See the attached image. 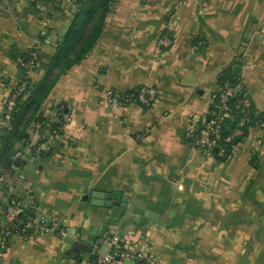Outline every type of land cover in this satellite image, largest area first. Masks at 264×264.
Here are the masks:
<instances>
[{
  "label": "crops",
  "instance_id": "obj_1",
  "mask_svg": "<svg viewBox=\"0 0 264 264\" xmlns=\"http://www.w3.org/2000/svg\"><path fill=\"white\" fill-rule=\"evenodd\" d=\"M74 1L0 0V135L9 93L23 78L13 52L36 53L35 85ZM234 67L264 114V0H117L93 50L57 79L43 124L32 123L14 146L12 157L42 167L37 177L6 168L0 177V213L21 198L35 222L68 237L11 238L0 264H86L96 249L114 251L115 239L121 252H146V264H264V129H249L224 161L188 138L213 104L220 73ZM138 90L142 97L126 99ZM35 148L47 154L35 157ZM94 192L120 194V205H93Z\"/></svg>",
  "mask_w": 264,
  "mask_h": 264
},
{
  "label": "trees",
  "instance_id": "obj_2",
  "mask_svg": "<svg viewBox=\"0 0 264 264\" xmlns=\"http://www.w3.org/2000/svg\"><path fill=\"white\" fill-rule=\"evenodd\" d=\"M116 1L117 0L74 1V10L72 12V20L68 31L57 42L56 48L45 68L42 78L35 85L31 84L27 74L28 70L25 68V66L33 60L32 54L34 51L30 50L19 52L15 50L13 52V57L17 62L20 59L23 61V65L19 63L23 78L19 83H17L15 88L25 84L26 89L23 94L17 97L15 107L12 111H10L9 120L1 130L0 177H2L3 172V160L8 156H13V149L16 143L28 140L29 135L27 130L32 123L40 122L43 124L41 109L54 88L59 76L71 69L74 65L81 63L97 44L104 31L106 17ZM37 63L38 58L34 60V66L32 69L36 68ZM226 85L233 88L235 90V94L229 99L233 119L226 120V128L223 132L224 138L227 136H232V138L230 142L222 144V147L225 150V156L219 157L217 154L215 155V158L221 161H224L231 154L233 148L243 141L249 129L257 126L258 121H264V114H258L251 103V106L248 109L249 122L242 128L241 135H234L235 128L237 127L240 119L243 117V109L239 106V102L247 98V96L245 88L241 85L240 78L233 74L232 68H228L220 73L218 77L219 90L215 93L214 101L208 111V114L212 115V113L217 111V106L220 102L219 97L221 92L224 91ZM140 94L141 90L130 91L127 93L126 99L136 100L139 98ZM61 126V124L52 125L50 130L51 132L57 131ZM199 127L200 125L197 127V131L199 130ZM37 151L38 150L35 148L32 150L31 154L35 155V157H42L44 154H47L45 151L36 153ZM13 201H19L25 204V200L21 198H10L3 214L0 213V237L2 235L6 209ZM32 212L33 208L26 204L24 212L18 216L17 225L20 228H23L29 220H34ZM32 231L33 230H30V232ZM122 250V243H119L118 248L114 249V251L119 252ZM142 264L146 263L142 261Z\"/></svg>",
  "mask_w": 264,
  "mask_h": 264
},
{
  "label": "built area",
  "instance_id": "obj_3",
  "mask_svg": "<svg viewBox=\"0 0 264 264\" xmlns=\"http://www.w3.org/2000/svg\"><path fill=\"white\" fill-rule=\"evenodd\" d=\"M161 45L167 47L169 41L164 39L161 41ZM33 60L25 66L27 68V74L31 72L34 66V60L37 58L36 53L32 54ZM18 63L23 65V61L20 59ZM26 85L14 88L9 93V98L6 105L5 120L6 123L9 120L10 111L15 107V102L18 96L25 92ZM235 90L230 86L226 85L224 91L221 92L219 97V105L217 106V111L210 114H206L200 123L199 130L192 131L188 134L189 140L192 144L201 150L203 154L208 158H213L217 154L219 157L225 156V150L222 147L223 143L230 142L232 136L223 137L224 129L226 128V120H232V108L229 104V99L233 97ZM142 97V95H140ZM239 106L242 107L243 117L240 119L237 127L235 128L234 135H241L242 128L249 122L248 109L251 106V102L248 98H245L239 102ZM257 126L264 129V121H258ZM218 148V152L215 149ZM20 179L24 180L25 176L20 175ZM26 204L13 201L6 209L2 235L0 237V251L6 248V244L11 238H21L29 240L38 236H44L48 232L57 231L60 236L67 238L68 233L66 230L59 229L54 224H48L46 220L42 219L39 222L34 220H29L23 228L17 225L18 216L24 212ZM30 230H33L30 232ZM30 233H29V232ZM76 237H79L77 235ZM112 245L115 249L118 248L119 242L117 239L113 240ZM94 258L89 260L86 264H124L125 261L131 260L136 262L144 261L148 259V254L142 252L138 256H132L127 252L112 251L111 253H101L97 249L95 250Z\"/></svg>",
  "mask_w": 264,
  "mask_h": 264
},
{
  "label": "water",
  "instance_id": "obj_4",
  "mask_svg": "<svg viewBox=\"0 0 264 264\" xmlns=\"http://www.w3.org/2000/svg\"><path fill=\"white\" fill-rule=\"evenodd\" d=\"M45 16L47 17L48 14L45 13ZM240 67H234L233 72L235 75H240ZM215 152H218V148L215 149ZM29 157L24 155L22 157L14 158L12 156H8L3 160V168H6L8 170H13L14 172L23 173L27 176L36 178V171L39 169L41 170L42 167L38 166L37 161H29ZM120 200V194H103L100 192H94L92 194V200L91 203L96 206H118L120 205L118 202H113V200ZM125 205V204H123ZM149 218L156 220L157 216L153 214H148ZM66 241L71 245L73 243L72 237L66 239ZM76 246L80 250H86L90 251V248H87L84 244L77 242ZM124 264H135L134 261L128 260L125 261Z\"/></svg>",
  "mask_w": 264,
  "mask_h": 264
}]
</instances>
